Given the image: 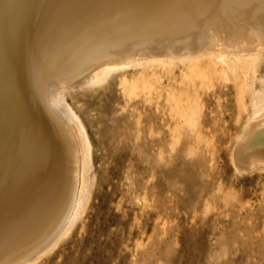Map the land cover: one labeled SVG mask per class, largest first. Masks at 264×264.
I'll list each match as a JSON object with an SVG mask.
<instances>
[{"label": "rangeland", "instance_id": "rangeland-1", "mask_svg": "<svg viewBox=\"0 0 264 264\" xmlns=\"http://www.w3.org/2000/svg\"><path fill=\"white\" fill-rule=\"evenodd\" d=\"M167 1L171 6L175 0ZM166 4L156 15L162 31L170 33L182 22L168 18ZM238 8L234 10L244 11ZM262 47L250 54L243 50L247 57L239 52L244 59L239 69L248 68L249 76L241 73L245 69L234 76L222 64L219 71L215 67V78L207 57L194 62L195 67L168 58L171 62L165 65L172 67L174 77L162 81L163 91L183 82L182 91L188 94L180 103L183 107H171L173 112L168 106L155 107L153 93L159 82L132 80L134 68L128 69L124 84L114 73L95 93L76 85L57 94L56 100L53 94V109L64 120H74V127L77 121V136L89 146L83 197L77 215L62 233L60 229L57 240L53 237V244L46 242L21 264H264V165L240 171L232 157L249 114V103L243 107L253 86L248 83L264 77ZM149 83L150 88L156 85L150 89ZM142 84L144 92L139 91ZM193 84L202 87L195 91ZM183 109L189 111L186 119L193 116L187 119L193 129L184 122L162 127L170 112L181 114ZM57 126L72 157L67 128ZM263 148L264 136L255 138L239 161L264 154ZM67 198L66 193L43 223L25 232L6 261L25 255L48 233Z\"/></svg>", "mask_w": 264, "mask_h": 264}, {"label": "bare ground", "instance_id": "bare-ground-1", "mask_svg": "<svg viewBox=\"0 0 264 264\" xmlns=\"http://www.w3.org/2000/svg\"><path fill=\"white\" fill-rule=\"evenodd\" d=\"M165 2L0 0V264H21L41 246L46 247V242L53 244V237L60 236V229L77 215L82 201L89 146L77 136V121L75 128L74 120H64L66 117L53 109V94L59 96L76 85L95 93L114 73L124 84L128 69L134 68L132 80L159 82L152 85L156 108L183 107L180 103L188 95L182 91L183 82L173 91H163L162 81L174 77L172 67L165 65L171 62L168 58L193 64L207 57L214 72L225 64L235 76L244 60L239 57L264 46V0H219L213 5L212 0H175L171 6ZM165 4L168 18L182 22L170 33H164L157 21L156 11ZM237 7L244 11H235ZM239 52L244 54L238 56ZM246 69L241 73L246 75ZM252 80L248 83L253 84L251 90L248 86L249 102L243 103V107L249 103V114L233 145L232 157L240 171L264 165V154L253 153L243 164L239 161L242 150L264 136V77ZM194 84L193 90L201 89L200 84V89ZM142 85L140 92L145 89ZM182 111L172 110L160 121L162 127L184 122L181 124L193 129V122L187 120L193 116L188 114L186 119L184 114L189 111ZM57 124L67 128L72 157ZM66 193L62 214L48 233L25 255L6 261L25 232L43 223L47 212Z\"/></svg>", "mask_w": 264, "mask_h": 264}]
</instances>
